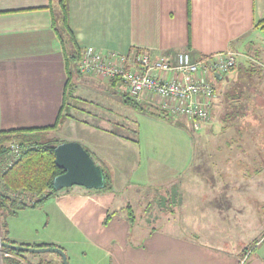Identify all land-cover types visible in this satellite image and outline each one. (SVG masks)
Wrapping results in <instances>:
<instances>
[{
  "label": "rangeland",
  "instance_id": "obj_1",
  "mask_svg": "<svg viewBox=\"0 0 264 264\" xmlns=\"http://www.w3.org/2000/svg\"><path fill=\"white\" fill-rule=\"evenodd\" d=\"M263 34L251 57L237 58L245 68L235 74L243 89L226 87L215 109L220 118H246L216 117L209 135L193 133L183 120L171 124L166 114L164 123L156 109L105 107L95 96V106L78 102L79 111L102 116L73 111L76 118L112 129L117 139L66 121L42 140L59 142L71 134L84 141L81 146L110 142L100 148L103 155L97 153L104 160L91 157L110 187L74 186L35 206L0 210V238L52 241L68 264H264ZM237 99L239 105L228 106ZM239 130L248 137L233 139ZM60 194L64 213L52 203ZM23 255L34 264L61 262L49 252Z\"/></svg>",
  "mask_w": 264,
  "mask_h": 264
},
{
  "label": "crops",
  "instance_id": "obj_2",
  "mask_svg": "<svg viewBox=\"0 0 264 264\" xmlns=\"http://www.w3.org/2000/svg\"><path fill=\"white\" fill-rule=\"evenodd\" d=\"M58 1L0 0V130H34L33 134L44 139L46 133L58 130L59 124L68 121L84 125L85 129L96 131L97 135L104 133L113 140L117 139L112 129L108 131L95 127L87 119L76 118L74 112L79 111L78 102L95 106V96L104 101L101 103L105 107L121 106L122 103L132 111L140 109L129 99L125 87L116 79L101 80L82 74L78 70V62L76 72L68 74L64 50L52 25ZM66 6L67 26L80 55L86 48L123 55L147 52L155 59L169 58L184 52L196 61L233 51L246 61L248 56L251 57L256 40L260 37L261 31L255 28L256 24L264 18V0H66ZM243 61L237 60L232 70L212 80L216 98L206 120L176 117L171 124L176 125L175 122L179 121V125L183 120L193 133L211 134L210 125L216 117L220 118L215 109L219 107L220 96L226 87L229 90L237 89L238 86L243 89V83L236 81L235 77L238 71H244V66L240 65ZM262 64L264 82V61ZM88 95L93 98H87ZM125 99L134 105L124 103ZM230 101L233 103L228 106L240 103L238 99L236 102ZM141 106L145 113L156 111L158 115V112L161 113L159 117L164 116L160 99L155 96ZM79 112L93 119L102 116L96 112ZM237 116L224 118L228 122V118ZM224 118L220 119L224 121ZM233 137L236 140L246 139L248 134L239 130ZM66 138L58 143L84 142L71 134ZM107 143L101 142L93 148L86 142L82 146L92 158L104 160V156L99 157L97 153L103 155L100 148ZM227 145L229 149L234 146L228 142ZM258 146L261 148L262 143L259 142ZM102 163L106 168V162ZM64 201L65 198L60 194L52 203L58 211L64 213ZM12 237L7 235L16 244L56 246L52 241Z\"/></svg>",
  "mask_w": 264,
  "mask_h": 264
},
{
  "label": "built area",
  "instance_id": "obj_3",
  "mask_svg": "<svg viewBox=\"0 0 264 264\" xmlns=\"http://www.w3.org/2000/svg\"><path fill=\"white\" fill-rule=\"evenodd\" d=\"M238 54L226 51L192 60L188 53H177L169 58H152L147 52L118 54L86 48L78 61L82 74L101 80L116 79L125 87L129 99L136 105L157 97L161 109L168 119L186 117L203 121L209 117L210 108L216 98L212 80L224 75L236 66ZM19 148L12 146L8 164L16 161ZM17 204L33 205L29 195L22 192L10 194ZM1 240V238H0ZM9 253L0 249L2 257Z\"/></svg>",
  "mask_w": 264,
  "mask_h": 264
},
{
  "label": "trees",
  "instance_id": "obj_4",
  "mask_svg": "<svg viewBox=\"0 0 264 264\" xmlns=\"http://www.w3.org/2000/svg\"><path fill=\"white\" fill-rule=\"evenodd\" d=\"M52 25L55 32L58 33L64 50L68 74L72 75L73 72H76V64L81 55L67 26L66 0L58 1L56 15L54 14L52 17ZM255 28L264 33V18L256 24ZM124 103L134 105L128 99H125ZM157 116H161V113ZM165 117L163 116V119ZM33 132L34 130H0V210L5 211L12 207L21 208L27 205L35 206L48 199L54 193L52 190L54 178L63 173L54 162V149L59 144L58 141H43L41 136H37L38 134H33ZM14 145L19 148V156L16 161H11L8 164L9 155ZM104 178V189H108L110 180L106 174H104ZM16 192H22L23 196L29 195V198L34 202L33 205L17 204L12 201L10 194ZM1 235L3 238L0 242L4 244L31 247L16 244L9 240L6 234ZM0 249L2 252H7L13 256L2 257L3 264H34L30 261H23L25 259L23 252L12 248L0 247ZM36 264L52 263L39 261Z\"/></svg>",
  "mask_w": 264,
  "mask_h": 264
},
{
  "label": "water",
  "instance_id": "obj_5",
  "mask_svg": "<svg viewBox=\"0 0 264 264\" xmlns=\"http://www.w3.org/2000/svg\"><path fill=\"white\" fill-rule=\"evenodd\" d=\"M55 165L63 173L54 178L52 190L59 191L73 186L86 189L100 190L104 188L105 178L102 170L95 164L89 153L77 142H64L58 144L55 149ZM0 247L12 248L20 252L54 253L62 264H68L65 252L58 247H25L12 246L0 242Z\"/></svg>",
  "mask_w": 264,
  "mask_h": 264
}]
</instances>
